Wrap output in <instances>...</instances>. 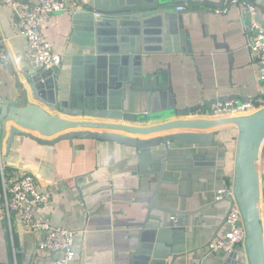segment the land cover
<instances>
[{
	"label": "crops",
	"instance_id": "0c3cea01",
	"mask_svg": "<svg viewBox=\"0 0 264 264\" xmlns=\"http://www.w3.org/2000/svg\"><path fill=\"white\" fill-rule=\"evenodd\" d=\"M247 1L264 20V0ZM66 2V11L50 15L40 26L42 37L62 57L58 84L63 97L68 94L71 59L84 52L80 41L85 37L75 28L73 15L94 9L93 0ZM192 9L210 10L179 16L181 30L189 33L192 53L175 52L172 42L159 35L160 41L154 37L147 43L153 51L143 55L142 67L143 73L158 72L163 78L169 69L176 107L201 104L204 111L199 112L200 116L209 118L206 113L217 99L243 101L256 93V66L246 47L252 31L243 27L236 5L223 9L201 5ZM158 22L159 19H152L148 27L160 28ZM15 23L13 9L0 0V39L6 53V59L0 60V101L17 98L21 86L27 89L26 74L34 71L26 41L18 35ZM226 45L231 61L223 47ZM160 106L164 108L163 104ZM21 131L37 136L15 133L7 149L8 134L0 135V264H49L52 256L37 246L42 232L28 229L19 215L5 209L3 178L7 180L12 172L32 174L38 187L49 192V202L36 213L73 233L78 258L70 264H135L139 245L150 242L149 237L143 241L142 234L151 230L144 228L146 207L156 191V172L166 149L171 156L154 203L177 213L172 223L169 213L154 209L151 215L159 217V228L172 225L177 230L158 242L169 250L160 264H245L236 256L208 249L209 241L225 230L223 219L229 202L215 201L214 195L229 180L236 127L217 128L212 137L208 130L197 131L203 135L197 142L172 141L145 152L111 140L73 138L49 143L52 137ZM258 170L264 239V143L258 156ZM174 254L178 256L173 260Z\"/></svg>",
	"mask_w": 264,
	"mask_h": 264
},
{
	"label": "water",
	"instance_id": "95a60500",
	"mask_svg": "<svg viewBox=\"0 0 264 264\" xmlns=\"http://www.w3.org/2000/svg\"><path fill=\"white\" fill-rule=\"evenodd\" d=\"M246 4L251 5L247 0H93V11H77L73 15L75 28H79L85 37L80 41L84 52L71 59L67 96L63 97L62 86L58 84L60 66H53L27 73L28 90L21 86L17 98L0 101V135L8 134L6 148L15 133L37 136L21 131L24 129L52 137L49 143L73 138L111 140L145 152L172 141L197 142L196 139L203 136L197 131L208 130V136L212 137L215 129L232 125L237 130L233 194L246 230L247 260L248 264H264L258 170V156L264 143V107L245 116L201 117L199 112L204 111L201 104L176 107L169 69L163 78L158 72L143 73L142 67L143 55L153 51L147 43L154 37L160 41L159 35L172 42L175 52L192 53L189 33L182 31L178 24L182 13L210 11L192 9L201 5L216 9L236 5L243 27L249 30L244 25L251 17ZM178 7L182 9L176 10ZM95 12L99 15H94ZM152 19H159L161 27L150 29L148 23ZM253 20L264 26V20L257 12ZM153 33L158 36H152ZM223 47L231 61L230 49L227 45ZM166 101L168 103L164 105ZM8 121L11 123L6 125ZM170 156L166 149L156 172L158 183L146 207L144 227L151 230L142 232L143 241L149 237L150 242L139 245L134 255L135 264L136 261L160 264L169 250L158 242L167 233L177 230L172 225L159 228V217L151 215L154 209L169 213L172 223L173 215L177 213L175 209L154 203ZM226 200L230 204L229 210L232 198ZM177 256L174 254L173 260ZM230 256L239 259L236 253Z\"/></svg>",
	"mask_w": 264,
	"mask_h": 264
},
{
	"label": "built area",
	"instance_id": "2783aa9c",
	"mask_svg": "<svg viewBox=\"0 0 264 264\" xmlns=\"http://www.w3.org/2000/svg\"><path fill=\"white\" fill-rule=\"evenodd\" d=\"M10 6L16 16V30L23 37L29 53L30 67L36 71L53 66H60L62 57L53 51L52 45L46 41L40 31L41 24L52 14L68 9L66 0H40L31 3L28 0H1ZM247 5V4H246ZM250 19L244 25L252 31L246 47L252 53L256 66V93L243 101L237 99L220 100L211 105L206 114L209 118H227L250 115L264 107V26L253 20L256 13L252 5H247ZM178 7L176 10H181ZM99 15V13H94ZM6 59V53L0 39V60ZM236 137V136H235ZM234 137V138H235ZM1 151V150H0ZM232 150H230V153ZM233 164L228 168L229 180L215 191L214 200L221 201L231 197L232 203L224 217L225 230L222 235L213 237L208 243L209 252L239 255V261L248 264L246 248V230L241 211L234 199V156L230 154ZM0 170L3 171L0 165ZM6 189L4 205L7 213L15 212L20 216L28 229L42 232L37 246L40 250L51 253L49 264H70L78 258L74 246V235L64 227L54 226L47 219L37 215V210L47 204L50 194L38 187L32 174L12 172L8 179L3 178ZM230 205V204H229ZM187 264H204L190 261Z\"/></svg>",
	"mask_w": 264,
	"mask_h": 264
}]
</instances>
